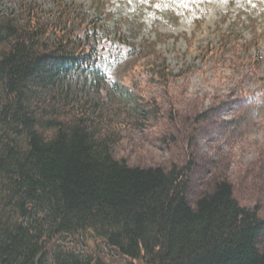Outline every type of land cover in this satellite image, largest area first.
Segmentation results:
<instances>
[{"label":"trees","instance_id":"trees-1","mask_svg":"<svg viewBox=\"0 0 264 264\" xmlns=\"http://www.w3.org/2000/svg\"><path fill=\"white\" fill-rule=\"evenodd\" d=\"M54 2L48 14L20 0L21 19L0 10V264H101L46 249L80 232L142 264H264V218L228 179L190 204L191 161L165 169L113 155L101 127L102 100L115 93L107 63L158 53L140 19L103 0ZM230 36L221 48L237 41Z\"/></svg>","mask_w":264,"mask_h":264},{"label":"rangeland","instance_id":"rangeland-1","mask_svg":"<svg viewBox=\"0 0 264 264\" xmlns=\"http://www.w3.org/2000/svg\"><path fill=\"white\" fill-rule=\"evenodd\" d=\"M28 1L48 14L57 10L54 0ZM66 1L88 9L94 0ZM103 1L139 18L142 40L158 52L154 60L132 58L121 68L118 59L107 63L115 93L102 95L101 127L113 134L115 158L165 169L191 161L190 204L226 178L240 203L257 206L264 218V0ZM0 10L23 17L20 0H0ZM230 28L237 42L221 48L220 36ZM257 43L260 52L249 57ZM162 68L166 77L157 74ZM57 248L101 264H142L90 232L60 236L46 247Z\"/></svg>","mask_w":264,"mask_h":264}]
</instances>
